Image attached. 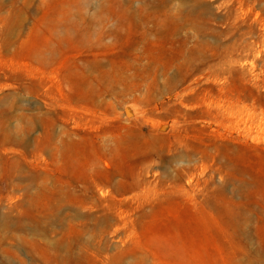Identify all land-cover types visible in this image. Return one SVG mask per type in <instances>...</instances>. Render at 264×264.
I'll return each instance as SVG.
<instances>
[{
	"label": "rangeland",
	"instance_id": "1",
	"mask_svg": "<svg viewBox=\"0 0 264 264\" xmlns=\"http://www.w3.org/2000/svg\"><path fill=\"white\" fill-rule=\"evenodd\" d=\"M0 264H264V0H0Z\"/></svg>",
	"mask_w": 264,
	"mask_h": 264
}]
</instances>
